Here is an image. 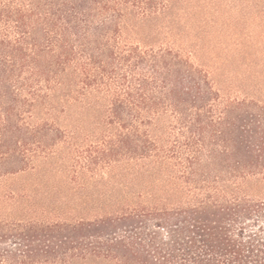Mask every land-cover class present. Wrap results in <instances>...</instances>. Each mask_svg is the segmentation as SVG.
<instances>
[{"label":"trees","instance_id":"trees-1","mask_svg":"<svg viewBox=\"0 0 264 264\" xmlns=\"http://www.w3.org/2000/svg\"><path fill=\"white\" fill-rule=\"evenodd\" d=\"M221 1L0 0V264H264V0Z\"/></svg>","mask_w":264,"mask_h":264},{"label":"rangeland","instance_id":"rangeland-1","mask_svg":"<svg viewBox=\"0 0 264 264\" xmlns=\"http://www.w3.org/2000/svg\"><path fill=\"white\" fill-rule=\"evenodd\" d=\"M221 1V0H217ZM221 11H223V14L221 16L220 23L218 25V28H225L228 31V27L230 25V17L228 16V0H222L221 1ZM208 28V27H207ZM243 30L244 32H254L255 34L257 32V28H229V30ZM224 45H228V52L226 50L220 51V48L215 50V52L210 53L208 51H201L197 52L195 55V59L198 63L205 66L206 68L213 70L215 69V78L218 81L219 86L223 90L224 93L228 94V86L226 85V78L228 75V66L225 63V58L228 56V61L232 58L235 59V54L237 53V50L240 48V44L238 42L234 43V38H228L223 40ZM218 45V43H217ZM231 48V50H230ZM219 54V57H216V55ZM256 59V58H255ZM221 67L222 69L218 70L217 66ZM217 70V71H216ZM239 91V94L245 93V88L239 86L234 87ZM237 90V92H238ZM235 91V90H234ZM236 92V91H235Z\"/></svg>","mask_w":264,"mask_h":264}]
</instances>
